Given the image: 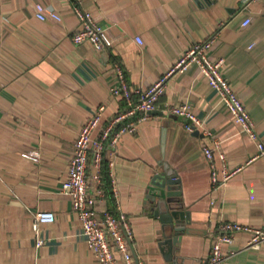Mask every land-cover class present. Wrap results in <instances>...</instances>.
Listing matches in <instances>:
<instances>
[{"label": "crops", "instance_id": "0c3cea01", "mask_svg": "<svg viewBox=\"0 0 264 264\" xmlns=\"http://www.w3.org/2000/svg\"><path fill=\"white\" fill-rule=\"evenodd\" d=\"M35 3L61 20L37 18ZM74 4L0 0V264H100L61 191L77 132L101 105L94 135L126 109L124 98L110 89L115 65L130 88L145 89L186 49L213 35L209 56L225 60V77L244 102L256 138L240 130L199 66L175 70L159 108L137 122L135 132L121 134L113 149L119 204L131 227L136 264H200L221 222L263 226L264 157L248 159L258 152L257 142L264 143V0H80L110 39L105 50L72 41ZM181 103L198 118V134L164 110ZM203 146L211 149L219 178L223 169L235 170L224 182L212 183ZM111 149H105L107 166ZM164 164L175 172V190L188 212L186 230L171 248L160 243L159 216L147 199ZM97 207L114 208L106 191ZM37 211L55 214L38 232ZM248 239L242 232L225 246L224 264H264V245L249 248Z\"/></svg>", "mask_w": 264, "mask_h": 264}, {"label": "built area", "instance_id": "2783aa9c", "mask_svg": "<svg viewBox=\"0 0 264 264\" xmlns=\"http://www.w3.org/2000/svg\"><path fill=\"white\" fill-rule=\"evenodd\" d=\"M246 3L256 0H244ZM35 16L39 19L51 18L61 20V15L53 9L46 8L41 3H35ZM73 9L78 18V26L72 33V41L76 44L90 42L96 49L105 50L110 46V39L105 30L94 20L91 12L80 6V0H75ZM248 19L244 22L246 24ZM139 43L141 40L136 38ZM215 36H210L186 49L175 61L167 74L159 77L147 88H130L125 80L123 71L116 67L117 80L111 85L113 95H119L126 102V109L115 114L95 134L102 119L103 105L89 116L73 142V149L69 159L66 176L61 181V191L65 192L71 201L73 210L77 212L85 242L89 250L100 264H136L132 253L133 235L126 214L121 210L118 191L113 172L114 148L119 136L123 133L136 131L137 122L146 118L148 114L159 108V96L166 86L167 76L173 71H181L190 64H196L204 73L207 83L216 90L227 110L241 131L252 138H256L254 123L239 97L235 88L225 77V60L221 57L211 58V49ZM169 114L185 119V127L194 131L200 125L195 113L188 104H170L164 109ZM258 152L250 156L248 161L257 157H264V143L257 142ZM106 147L111 149V159L108 161V177L110 193L114 208L97 207L99 198L105 197V183L102 177V160ZM203 152L211 167V181L218 184L227 180L235 170H222L221 178L215 170L213 154L210 148L203 146ZM25 157L35 159L33 154ZM224 159L223 154H220ZM55 220L51 211H37L33 216V228L38 232V225ZM248 233L247 247L259 249L264 245V225L253 226L237 221H223L213 234L211 246L200 264H224L227 254L225 246L231 243L239 233ZM43 243L42 238L36 237V245Z\"/></svg>", "mask_w": 264, "mask_h": 264}, {"label": "water", "instance_id": "95a60500", "mask_svg": "<svg viewBox=\"0 0 264 264\" xmlns=\"http://www.w3.org/2000/svg\"><path fill=\"white\" fill-rule=\"evenodd\" d=\"M193 132L199 133L197 129ZM178 183L175 172L164 164L163 170L154 174L147 192L150 208L159 216L161 223L163 237L160 243L169 248L179 241L180 235L186 230L185 220L188 219V212L183 210L179 200L180 191L175 190V184Z\"/></svg>", "mask_w": 264, "mask_h": 264}, {"label": "trees", "instance_id": "16d2710c", "mask_svg": "<svg viewBox=\"0 0 264 264\" xmlns=\"http://www.w3.org/2000/svg\"><path fill=\"white\" fill-rule=\"evenodd\" d=\"M105 152L103 153V160H102V177L105 183V191L108 199L111 201L112 196L110 193V185H109V177H108V166H107V161H106V156Z\"/></svg>", "mask_w": 264, "mask_h": 264}]
</instances>
